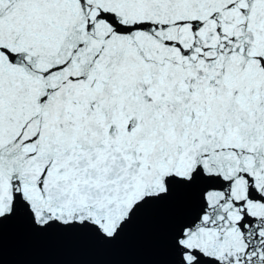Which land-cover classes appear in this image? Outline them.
<instances>
[{
    "label": "snow or ice",
    "instance_id": "1",
    "mask_svg": "<svg viewBox=\"0 0 264 264\" xmlns=\"http://www.w3.org/2000/svg\"><path fill=\"white\" fill-rule=\"evenodd\" d=\"M6 229L264 264V0H0Z\"/></svg>",
    "mask_w": 264,
    "mask_h": 264
},
{
    "label": "water",
    "instance_id": "2",
    "mask_svg": "<svg viewBox=\"0 0 264 264\" xmlns=\"http://www.w3.org/2000/svg\"><path fill=\"white\" fill-rule=\"evenodd\" d=\"M162 239L156 229L111 249L87 243L38 241L6 229L0 264H161Z\"/></svg>",
    "mask_w": 264,
    "mask_h": 264
}]
</instances>
